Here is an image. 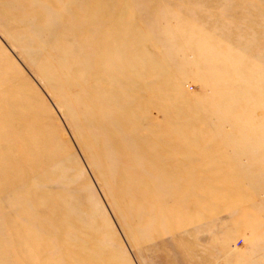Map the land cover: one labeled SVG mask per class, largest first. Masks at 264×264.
I'll use <instances>...</instances> for the list:
<instances>
[{"label":"rangeland","instance_id":"rangeland-1","mask_svg":"<svg viewBox=\"0 0 264 264\" xmlns=\"http://www.w3.org/2000/svg\"><path fill=\"white\" fill-rule=\"evenodd\" d=\"M111 1L89 8L82 0H0L9 7L0 18V63L15 90L29 94L24 110L37 122L26 131L59 156L41 164L53 184L47 191L70 198L74 213L85 210L99 224L101 237L80 255L96 264H264V0ZM138 32L145 35L138 50L165 71L156 75L165 88L154 95L160 105L150 104L148 115L154 129L169 127L153 138L177 161L165 176L149 169L145 188L162 193L163 184L176 182L196 189L177 204L151 202L139 229L127 224L90 160L64 84L34 70L47 52L120 59L127 34ZM160 180L161 189L153 184ZM18 188L21 195L0 176V264H60L62 249L52 237L42 240L50 221Z\"/></svg>","mask_w":264,"mask_h":264},{"label":"bare ground","instance_id":"bare-ground-1","mask_svg":"<svg viewBox=\"0 0 264 264\" xmlns=\"http://www.w3.org/2000/svg\"><path fill=\"white\" fill-rule=\"evenodd\" d=\"M82 2L89 8L95 7L94 0ZM6 9L9 7L0 6V18L7 19ZM120 17L124 16L117 10L114 18L120 20ZM32 24L40 26L33 21ZM51 25L50 22L46 26ZM143 38V32L128 33L121 46L123 55L120 59L109 60L103 55L75 51L47 52V61L40 62L34 69L42 77L49 72L56 82L64 84L65 96L71 101L85 131L86 144L91 149L90 160L102 169L107 190L127 224L138 229L147 224L139 214L148 211L151 202L157 198L177 204L185 194L196 195V189L176 182L171 185L166 182L169 188L164 181L154 182L160 189L161 184L165 186L166 191L162 193L145 188L150 184L146 174L149 169L154 176L160 172L165 176L177 161L172 158L168 161L160 149L157 150L160 144L153 138L155 133L158 135L169 127L167 124L154 129L148 115L151 107L160 105L154 95L165 88L156 75L165 71H159L157 65L148 60L147 50H138L143 45ZM101 66H108L110 70ZM0 68L3 71L0 73V80H3L0 82V176L10 190L20 195L18 186L22 185L31 196L34 211L50 221L42 240L52 237L55 246L62 249L56 261L60 264H96V259L80 254L83 247L93 248L98 235L101 237L97 234L99 224L90 219L85 210L74 213L70 198L47 191L53 184L45 180L41 164L49 154L52 160L58 158V152L46 140L35 142V132L26 131L29 122H37L32 110H24L30 104L29 94L22 89L15 90L11 71L3 68L1 63ZM4 72L10 77L5 78ZM38 126L42 131L45 128L44 124ZM161 141L168 145L171 139ZM167 217H172L171 213ZM151 219L156 222L157 216L153 219L152 215ZM173 229L170 227L171 231Z\"/></svg>","mask_w":264,"mask_h":264}]
</instances>
